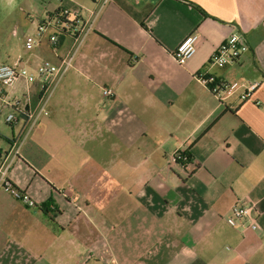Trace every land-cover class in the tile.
Returning <instances> with one entry per match:
<instances>
[{"label":"crops","instance_id":"obj_1","mask_svg":"<svg viewBox=\"0 0 264 264\" xmlns=\"http://www.w3.org/2000/svg\"><path fill=\"white\" fill-rule=\"evenodd\" d=\"M56 1L28 4L12 28L20 46L3 63L38 76L44 61L74 49L48 115L32 127L21 111L7 124L13 108L0 97L8 180L36 204L0 184V264H264V0ZM62 7L81 10L80 42L62 33L51 46L50 30L27 49ZM234 32L247 52L211 64ZM193 33L197 52L180 65L174 52ZM201 73L234 93L218 98ZM41 86L38 77L31 84L32 106ZM8 93L26 105L24 82ZM179 149L190 163L170 168ZM238 202L254 204L256 229L226 222Z\"/></svg>","mask_w":264,"mask_h":264},{"label":"built area","instance_id":"obj_2","mask_svg":"<svg viewBox=\"0 0 264 264\" xmlns=\"http://www.w3.org/2000/svg\"><path fill=\"white\" fill-rule=\"evenodd\" d=\"M113 0H103L104 3L111 2ZM52 30L48 36V43L51 46H57L59 42V35L62 33L70 34L74 39V46L80 42L82 33L85 30V23L81 16V10L77 7L63 8L56 16H53L50 20L45 21L38 26L37 32L33 36L26 38V48L32 49L38 42L44 37V35ZM197 40L198 35L193 33L186 36L178 45L174 52V57L178 64L184 65L190 60L197 52ZM248 47L245 38L238 33H232L227 40L217 49L211 58V64L225 67L235 63L245 52ZM74 49H72L60 63L54 64L50 61H44L39 69L38 76L32 75L26 66L21 63L9 65H0V97L3 98V102L13 108V111L8 114L6 118L7 124H12L17 120L16 111H21L25 115L29 127H32L39 119V116L43 113L48 115L45 110L46 104L51 96L52 92L56 88L59 80L72 66ZM37 77L42 81V86L39 93L38 103L36 106H32L30 101V87ZM197 80L207 87L215 96L223 98L225 95L230 96L235 91V86L220 83L215 78L209 77L204 73L196 76ZM24 82L27 91L26 105L19 109L20 100L14 99L9 101L7 96L10 90H13L19 82ZM259 83H253L244 86L245 90L242 95V99H248L259 88ZM104 96L111 97L113 92L110 89L104 90ZM224 95V96H223ZM20 142H17L12 150L13 156L19 154ZM9 156L3 157L0 154V184L3 186V190L10 194L16 200H19L27 206L35 207V202L31 197L14 187L8 180L9 174ZM190 163V157L187 153L179 149L169 159V166L185 168ZM247 221L245 229H256L257 218L255 213L254 204L250 202H238L232 210V214L226 218V222L237 227L242 221Z\"/></svg>","mask_w":264,"mask_h":264},{"label":"rangeland","instance_id":"obj_3","mask_svg":"<svg viewBox=\"0 0 264 264\" xmlns=\"http://www.w3.org/2000/svg\"><path fill=\"white\" fill-rule=\"evenodd\" d=\"M53 3L57 2L52 0ZM32 0H0V65L11 62V53L19 48L20 42L13 33L14 25H19L26 19L30 11L28 4ZM11 57V58H10Z\"/></svg>","mask_w":264,"mask_h":264},{"label":"trees","instance_id":"obj_4","mask_svg":"<svg viewBox=\"0 0 264 264\" xmlns=\"http://www.w3.org/2000/svg\"><path fill=\"white\" fill-rule=\"evenodd\" d=\"M64 7L60 8L56 13L55 15L57 16L59 14V12L61 11V9H63ZM188 155V154H187Z\"/></svg>","mask_w":264,"mask_h":264}]
</instances>
